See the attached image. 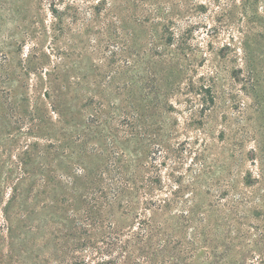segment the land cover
I'll return each instance as SVG.
<instances>
[{"label": "rangeland", "instance_id": "1", "mask_svg": "<svg viewBox=\"0 0 264 264\" xmlns=\"http://www.w3.org/2000/svg\"><path fill=\"white\" fill-rule=\"evenodd\" d=\"M97 1L77 0L80 16L72 23L67 0H0V209L17 179L7 170L16 156L35 141L43 146L53 133L61 137L66 128L52 112L54 95L74 106L69 118L84 123L101 118L99 103L108 116V103L138 97L148 82L151 93H169L175 108L169 117L177 120L163 180L173 171L187 180L195 156L202 155L209 242L221 253L229 228V264L264 261V0H107L92 21ZM170 33L174 39L165 43ZM210 96L214 103L204 123L187 128L190 114L198 116ZM35 117L51 123L47 131L36 130ZM95 131L87 151L101 149L110 132ZM248 172L249 186L243 183ZM5 237L0 213V264H34L29 251L37 253L38 244L19 255L10 253Z\"/></svg>", "mask_w": 264, "mask_h": 264}, {"label": "trees", "instance_id": "2", "mask_svg": "<svg viewBox=\"0 0 264 264\" xmlns=\"http://www.w3.org/2000/svg\"><path fill=\"white\" fill-rule=\"evenodd\" d=\"M106 2L99 0L90 7L92 21ZM79 9L77 0H67L65 11L72 23L79 18ZM114 34L113 41L118 44L120 36ZM173 39L170 33L165 43ZM156 60L163 62L158 56ZM135 77H129V82L135 83ZM147 84L138 97L132 93L126 101L108 103V116L99 103L97 114L101 118L84 123L80 118H69L68 112L71 115L74 106L60 93L54 95L52 112L66 127L61 137L53 133L43 146L38 141L29 144L7 169L9 176L17 173L0 209L10 253L25 255L29 244L32 249L38 244L37 253L29 251L37 261L34 264H229V228L221 253L209 242L206 230V211L211 205H204L202 198L209 191L200 182V177L206 175L200 162L203 156H195L187 180L186 174L174 177V171L167 181L163 180L162 168L174 151L167 140L176 134L177 120L169 117L175 110L168 103L169 93L160 89L151 93ZM209 91L198 90L204 95ZM49 96L45 92L44 97ZM213 103L211 96L203 98L202 109L198 116L190 114L187 128L202 125ZM32 122L37 131L45 126L42 131H47L51 125L40 117ZM99 128L104 133L110 131L103 135L102 148L87 151V143L96 139L99 132L95 129ZM251 156L255 162V152ZM243 183L251 185V173H246ZM28 234L42 237L33 241L35 238L29 239ZM259 260L258 264H264L263 259ZM245 261L242 258L233 264Z\"/></svg>", "mask_w": 264, "mask_h": 264}]
</instances>
